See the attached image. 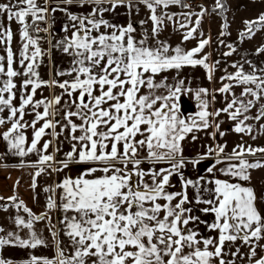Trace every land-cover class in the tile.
<instances>
[{
  "label": "snow or ice",
  "instance_id": "6c2138e0",
  "mask_svg": "<svg viewBox=\"0 0 264 264\" xmlns=\"http://www.w3.org/2000/svg\"><path fill=\"white\" fill-rule=\"evenodd\" d=\"M73 3L78 7H92L86 15L68 12L71 23L62 30L71 31V36H65L57 46H62L63 52L72 57L67 73H59L71 79L59 82L40 79L37 69L43 52L39 36L32 35V32L42 31L38 23L47 19L48 0L43 3L0 0V17L8 22H19L23 41L17 61L11 47L10 23L0 31V42L7 44L6 56L0 55V77H3L0 79V126L11 124L0 136L19 156L47 152L51 140L45 141L42 148L37 146L46 130H54L59 124V121L53 123L51 117L60 115L57 106L66 95L68 100L64 102L62 117L65 123L61 128L69 130V138L74 143L60 163L65 168L69 163L89 165L83 174L65 178L55 186L61 190L60 224L67 245L59 241L55 257L33 255L25 264H237V259L245 255L237 241L247 248L248 264H264V255L258 254V250L264 252V245L260 243L264 240V213L258 208L253 188L240 182L250 180L249 169L264 167L260 161L250 163L244 158L264 153V147L245 149L238 145L239 150L234 149L224 156L225 146L217 145L216 149L210 147L205 155L188 161L182 146L190 133L211 127L209 117L219 116L221 112L237 121L234 129L237 133L251 134L253 125L249 121L264 119V104L255 115L249 114L264 96V78L258 77L255 71L244 72L243 65H239L234 74L221 79L252 84L255 88H243L239 95L233 94L226 107L215 112L208 111L209 90L200 88L195 97L201 110L194 117H184L179 101L190 89L184 79L177 78L179 70L201 65L208 70L211 80L215 67L207 63L208 55H199L210 38L201 39L190 50L179 45L173 47L166 39H161L165 20L172 21L177 15L166 10L171 5L185 8L190 5L183 0H64L65 5ZM141 6L149 14L146 19L135 22L140 28L139 35L131 20L119 25L104 18V13L119 7L131 14L139 12ZM58 7H53L52 11ZM224 9L225 4L216 0L212 11ZM207 11L201 7L199 13L181 14L186 23H181L180 28L191 24L193 15L198 17L196 26L183 36L185 41L197 33ZM149 21L150 29L145 27ZM245 24L248 28L240 34L241 40L252 34V25L264 26V15ZM227 27L225 24L224 28ZM15 63L19 64V70L14 67ZM172 70H176V76L170 80L166 74ZM21 76L24 79L18 86L15 79ZM53 85L63 90L61 95L35 99L38 89ZM233 86L225 83L218 91L228 93ZM248 96L254 99H246ZM41 107L42 113L36 111ZM29 108L35 112L30 122L25 119ZM39 121L44 123L37 128ZM215 127L219 131V124ZM260 127L264 130V124ZM28 128L34 131L30 146L25 149ZM52 134L60 135L54 131ZM192 139H196L195 135ZM213 154L216 160L207 167L206 175L185 178L182 169L187 163L198 165ZM54 158V154L41 155L38 163L43 165ZM161 164L167 166L157 167ZM219 164L226 166L217 167ZM42 171L44 169L40 168L36 175ZM173 176L180 179V191L169 190L175 187L171 183ZM189 189H192L191 197ZM8 199L15 202L17 197ZM22 205L20 201L16 207L19 209ZM46 207L56 208L57 200L48 197ZM23 211L30 219L16 216L14 223L29 230L34 228V222L49 218L46 213H32L27 206ZM197 211L203 214V219L195 214ZM204 231L216 235H205ZM2 232L5 229L0 227ZM52 235L56 237L58 233L53 230ZM16 245L35 249L45 245V241L35 231L31 232L30 239H21L13 232L0 236V251ZM232 246H235L234 251ZM0 264H13V261L0 255Z\"/></svg>",
  "mask_w": 264,
  "mask_h": 264
},
{
  "label": "crops",
  "instance_id": "0c3cea01",
  "mask_svg": "<svg viewBox=\"0 0 264 264\" xmlns=\"http://www.w3.org/2000/svg\"><path fill=\"white\" fill-rule=\"evenodd\" d=\"M184 3V2H183ZM49 5V13L47 15L46 21L44 23L50 29L49 34L42 35L34 32V37L39 36V45L42 49L43 55L39 58L38 63L39 67L37 71L39 72L40 79L45 81H59L63 82L64 80H70L71 77L68 75H59V73H67V71L72 66V57L69 54L63 52L62 46H57L58 42L63 40L65 36H71V31L65 33L62 29L66 24H70L71 22L68 20V12H73L77 15H86L91 11L92 5H85L84 7H78L76 3L72 5H65L64 0H48ZM55 6H59L56 11H52V8ZM176 7L169 8L166 11L169 13H176L177 15L174 17L172 21L165 20L164 30L161 33V39H166L169 44L173 47L179 45L182 36L180 33H184L187 27L180 28V24L184 23V16L181 15L185 13L187 10L185 7H181L180 5H174ZM67 8V11L64 9ZM148 10L143 6L140 7L139 12L133 11L131 14L124 7H119L115 11L104 13V18L108 19L111 23L126 25L129 20H131L135 27H137V34H141L140 28L136 25V21L140 19H146L148 15ZM10 22L5 23L9 24ZM4 26H2L3 28ZM147 28H151V21L145 25ZM23 41L13 40L11 41V47L13 53L15 54V58L18 61L19 53L21 51ZM183 44V43H182ZM181 44V46H182ZM180 46V47H181ZM6 47L7 44L1 42L0 50L1 55L6 56ZM31 51V48L30 50ZM14 67L19 70V64L15 63ZM170 80L172 77L176 76V70H172L167 73ZM185 80V86L190 89L185 94H182L181 97L187 98L193 105L196 104V108L193 110H189V113L184 110V105L180 103V111L184 117H194L196 113L201 110L200 103L195 97L196 90L200 88H207L209 90V96L207 97L209 101V112H215L217 110L226 107L227 103H229V99L224 97L223 93L218 91L217 87H213V77L211 80L208 79L207 69L201 65L197 66H185L179 70V77ZM3 79V77H0ZM24 79L23 76L15 79V82L19 86L20 82ZM62 89L56 87L55 85L43 86L37 90V94L35 99H43V98H53L56 95L62 94ZM181 99V98H180ZM68 100L66 95L63 96L61 100V104L57 106L61 112L59 116L51 117L53 123L59 121V124L56 125L55 129L46 130V135L42 137L40 143L38 144V148H42V145L45 141H52V145L49 147L47 152H32L25 156H19L16 154L14 149H11L8 142L0 136V216L3 215H14L22 216L26 220L30 219L29 214L23 211V207L27 206L31 209L32 213L36 215H40L42 213H46L49 217L47 220L54 224L55 230L58 235L56 236L57 240L59 238L60 241L64 242V245H67L68 240L64 231L62 230V225L60 224V218L62 216V210L59 207V198L61 195V190L56 188L55 186L61 183L65 178H76L79 175L83 174L86 169L89 167L86 163H69L68 167H63L60 161L65 160V154L71 150V146L74 143L69 136V130L67 128H61V125L65 123L62 119L63 117V107L64 102ZM264 104V102L258 101L256 106L250 110V115H255L259 110V106ZM36 111L43 112V107L36 109ZM35 118V112L32 111L31 108L26 110L25 119L27 121H32ZM75 119V118H74ZM76 122H79L78 120ZM209 122L212 125L207 129H201L195 131L194 133H190L188 138L182 142V146L184 148L183 155L184 157L189 158L190 160L197 159L202 155H205L208 149L211 147L216 149L217 145H224L225 151L231 152L234 149H238V145H243L245 149L249 146L253 148H261L264 147V130L261 129V125L264 124V119L260 121L251 120L249 123L253 125V131L251 134L245 133H237L234 129L237 121H232L227 113L221 112L219 116H210ZM44 121H39L36 125L37 128L41 127ZM219 124V131H217L215 125ZM9 127H11L10 123L5 124L4 126H0V133L6 131ZM33 129L28 128L26 130V135L28 136V143L25 145V149L30 146L31 139L33 138ZM60 133L59 136H55L52 133ZM216 132V136L213 137L211 134ZM223 133V135H220ZM79 135V133H77ZM192 135H195L196 139H192ZM255 137V138H253ZM57 149H59L57 151ZM45 154H54L55 158L53 161H50L46 164H39V158L41 155ZM250 163H254L256 161H260L264 163V153L257 152L255 155H246L244 157ZM205 160H211L209 166L215 163L216 156L209 157ZM213 160V161H212ZM236 162V161H232ZM208 166V167H209ZM217 167H225L226 164L216 165ZM43 168L44 171L40 172V175H36V173ZM59 169V170H57ZM206 169H199L197 173L193 174L188 178L196 179L200 175H206ZM250 172V180L249 181H240L245 186H250L253 188L254 193L257 197V205L258 208L264 213V167L249 169ZM99 174V173H97ZM217 175H221L217 173ZM46 189H55V191L46 190ZM189 195H192V189H189ZM16 196L17 200L15 202L9 200V197ZM54 197L57 200V207L54 209H48L46 207L48 202V197ZM20 201H23V205L18 209L16 204ZM198 212V211H197ZM196 214V213H195ZM197 215V214H196ZM198 215H201L203 219L204 216L200 212ZM209 220L212 217H208ZM3 221V220H2ZM42 221L34 222V230L43 231L46 226L42 227ZM3 224L5 222L3 221ZM201 230H203V225L200 226ZM24 229V228H23ZM31 233V231H30ZM22 236H26L24 230L20 233ZM205 235H213L216 233H208L204 231ZM43 239L45 236L41 235ZM58 240V242H59ZM260 243L264 245V240H261ZM237 245L240 246L241 252L245 253L242 258L237 259V264H248L247 260V248L242 245L240 241L236 242ZM62 245V246H64ZM35 253L37 255H41L48 258V255L53 254V251H43ZM235 250V246H232V251ZM69 251L71 249L69 248ZM33 254L32 251L27 250L25 247H19L18 249L15 246H6L2 251H0V255H3L6 259H11L13 264H25V261H28L29 256ZM259 255H264V252H259ZM51 256L49 259L53 258Z\"/></svg>",
  "mask_w": 264,
  "mask_h": 264
},
{
  "label": "rangeland",
  "instance_id": "374dc122",
  "mask_svg": "<svg viewBox=\"0 0 264 264\" xmlns=\"http://www.w3.org/2000/svg\"><path fill=\"white\" fill-rule=\"evenodd\" d=\"M39 3H43L44 0H38ZM222 3H226L225 9L223 11L216 10L215 12L212 9L215 7L216 0H200L197 3V8H186L185 13H199L201 11V7L208 9V11L203 16L199 28L197 29V33L193 38L189 40H184L183 36L188 31L189 28L195 27V21L197 20V16L193 15L191 17L192 23L187 26V28L183 31L184 33H180L182 39L179 44L185 50H190L193 47H196L198 42L203 38H210L209 44H207L200 56L208 55V61L210 65H215L214 71L212 73L213 87H217L218 89L223 86L225 83H232L233 89L231 92L223 93L226 99H233V94L239 95L243 88L252 87L255 88V85L248 84H235L234 81H229L227 79L222 80V77L227 76L230 73H235L238 70L239 65H243V70L246 73H251L255 71V74L264 78V51H260V49L264 48V26L261 25H252V34L245 36L243 40L240 39V34L247 31L248 25L245 24V21H255L261 15H264V0H221ZM188 5V2L186 3ZM176 6L171 5L170 8H174ZM177 8V7H176ZM29 23H31V17L28 18ZM8 21L5 17H0V31H3L2 26ZM184 23L186 21L184 20ZM227 24L228 27L225 29L224 25ZM11 30L13 33V40H20L21 37L19 35L21 25L18 21L13 20L10 22ZM31 31V29H30ZM225 33L221 35V33ZM203 33V36L200 35ZM34 35V32H32ZM231 45V47H229ZM1 46V42H0ZM235 49V51H232ZM231 52V55H225V53ZM1 55V50H0ZM218 62V63H217ZM233 65H236L234 67ZM208 72V70H207ZM246 99H254L251 96L246 97ZM261 102H264V96H262ZM180 103L184 105L183 109H186V112L189 113V110L195 109L196 104L193 105L187 98L181 97ZM190 116V115H189ZM186 115V117H189ZM239 150V149H235ZM231 152L225 151L224 156L231 154ZM186 160L190 161L189 158L185 157ZM213 161V160H212ZM211 160H203L198 165H193L191 163H187L185 168L182 169L185 178L192 176L197 173L199 169L207 168L210 164ZM166 167L167 165H157V167ZM145 168L147 165L144 166ZM171 183L175 186L173 189H169L170 191H180V179L178 176H173L171 178ZM2 204L0 203V206ZM198 215V212H195ZM208 217H211L210 215ZM14 215L5 214L0 216V227L5 229V232L0 233V236H4L7 232H13L15 235H18L21 239H30L31 233L30 231H35L37 236L45 241V245L38 246L33 249L31 247H27L26 249L32 251L33 255L36 256V252L39 253L43 251H53L51 255H48V258L56 255V247L57 240L56 237H53L52 232L55 229L54 224L49 222L47 219L43 220L42 227L46 226L43 231H36L33 229L29 230L27 228H22L17 226L14 223ZM5 224H3V221ZM35 227V226H34ZM22 230L25 232V237L22 236ZM60 241V240H59ZM20 246L16 245L15 248L18 249ZM31 256L27 257L30 260ZM37 257H44L41 255H37Z\"/></svg>",
  "mask_w": 264,
  "mask_h": 264
},
{
  "label": "built area",
  "instance_id": "2783aa9c",
  "mask_svg": "<svg viewBox=\"0 0 264 264\" xmlns=\"http://www.w3.org/2000/svg\"><path fill=\"white\" fill-rule=\"evenodd\" d=\"M187 2H188V5H190V8L192 7L195 9V8H197V3H199L200 0H187ZM38 27L40 29H42V31H40L39 34H42V35H46V34L48 35L49 34L50 29L46 26V24L44 22H39ZM43 29H47V31H43Z\"/></svg>",
  "mask_w": 264,
  "mask_h": 264
},
{
  "label": "trees",
  "instance_id": "16d2710c",
  "mask_svg": "<svg viewBox=\"0 0 264 264\" xmlns=\"http://www.w3.org/2000/svg\"><path fill=\"white\" fill-rule=\"evenodd\" d=\"M225 1V0H224ZM183 2L186 4L187 3V0H183ZM225 4V6H226V3H224Z\"/></svg>",
  "mask_w": 264,
  "mask_h": 264
}]
</instances>
